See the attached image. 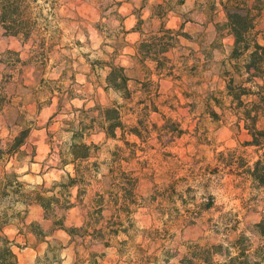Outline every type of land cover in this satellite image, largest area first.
Returning a JSON list of instances; mask_svg holds the SVG:
<instances>
[{
	"label": "rangeland",
	"instance_id": "rangeland-1",
	"mask_svg": "<svg viewBox=\"0 0 264 264\" xmlns=\"http://www.w3.org/2000/svg\"><path fill=\"white\" fill-rule=\"evenodd\" d=\"M155 1L159 0H153L150 4L151 11L155 15L154 21L149 18L142 19L139 10L133 9L132 4L140 5L139 0H43L42 4L40 0H32L33 15L38 17L40 24L31 37L9 35L0 24V140L5 143L15 136L13 133L21 129L16 122L20 116H23L28 123H33L32 132L35 131L38 134L30 135L31 140L29 139L26 144L30 149L28 153L31 154L36 148L38 156L39 149L43 146L46 149V161L53 155L50 139L56 145L59 134L67 133L62 130V127H67L63 122L68 119L67 113L72 107L83 105L92 107L97 104L106 106L117 102L111 96V93L117 92L105 88L107 75L103 83L100 81L97 69H109L102 67L100 62L112 61L115 58L116 62H121L128 68V74L143 78L145 72L142 65L131 58L135 48L130 43L136 40L126 39L125 30L122 27L123 15L130 11L134 18H138L136 26L148 32L160 28L164 22L160 18L162 14L170 10L176 12L184 5L192 3L193 8L189 13L173 14L171 18L170 22L175 21L177 25L190 21L188 29L183 30L189 37L181 38L186 42L182 44L185 48L178 47L171 56L179 61L182 59L180 55H190L189 49L194 48L197 50V57H202L201 45L214 46L213 53L222 51L223 41L226 40V37L222 35L223 26H220V32H218L215 24L213 25L215 35L207 30L209 23L217 14V7L216 11L210 9L209 3H213L212 0H205L206 9L201 0H164L160 6ZM120 9L124 11L120 12ZM220 9L227 17L221 6ZM193 12L197 15L203 13L206 18L203 22L193 20L191 18ZM177 16L179 20L176 19ZM113 20L118 22L115 27L112 25ZM258 28L261 31L260 41L264 44V11L259 18ZM80 37L84 39L81 40ZM93 44L97 47L92 48ZM85 46L89 47L90 51H80ZM93 52H98L101 58L89 59ZM214 63L212 56V61L208 65L200 67L197 77L190 78L187 73L182 74L184 84L172 78L161 81L162 96L158 102L161 104L162 113L150 114L148 140L143 141L134 135L127 136L134 137L135 139L129 140L136 141L140 148L137 151L138 158L134 159L127 168L139 171L140 193L142 195L151 193V195H144L148 198L147 206L135 215L137 226L140 225V229L158 228L162 231V237H165L157 240L150 247L149 253L156 252L159 260L149 264H180L178 259L185 253L186 243L225 245L236 237L245 235L246 232L252 234L251 237L246 236L253 243L254 248L264 245V233L262 234L256 226L262 223L264 228V185H260L247 174L234 173L229 167H220L218 172H215V167L220 164L217 160L218 154L237 149L236 145L238 150L245 151L246 155L258 156L255 147L243 146V142L250 138L249 135L246 131L239 132L236 128L234 134L233 128L227 126L226 121H214L208 113L206 114L210 117V122L205 126V113H198L197 107L188 104L191 100H187L183 95V90L207 91L210 83L223 82L220 79L222 72L213 74ZM219 65L223 67L222 61H219ZM74 77L75 80H73ZM190 82L193 85H190ZM196 82L198 85H195ZM53 89L55 91L52 94L50 91ZM72 96L74 98L70 99ZM169 98L171 101L164 104ZM139 99L138 94L128 107L136 106ZM125 112L127 113L126 123L137 124V113L133 114L128 109H125ZM54 114L57 115L53 119ZM162 114L172 118L166 126V120ZM87 140L101 146L98 155L99 160L102 161L106 159L105 156L108 157L111 150L106 148L107 142L116 139H106L105 134L97 129ZM120 142L123 144L122 141ZM55 154L58 158V154ZM22 165L21 162L12 160L7 169L10 171L16 169L21 174L24 168ZM55 166L57 165H50L44 169L41 162V170L34 173L46 171V176L48 172L61 171L52 168ZM207 167L212 173H208ZM2 168L0 163V172ZM102 169V173L107 172L106 166H102ZM201 174L209 178H220L217 195H209L207 202L201 203L194 209L181 210L174 207L173 196L176 195V187L186 178ZM45 182L46 185L49 183L48 180ZM174 182L177 183L174 185ZM161 187L162 190H158ZM205 187H208V182L205 183ZM101 188L103 184L94 183L85 196L86 203L89 202L93 193ZM185 191L191 192L192 189L188 188ZM73 193L75 195L76 189ZM151 196L156 198L150 200ZM180 199L182 205L187 204L186 200ZM209 201L213 202V206L207 209L205 205ZM8 202L9 198L3 202L2 211L9 205ZM34 214L38 215V212ZM84 214V207L77 203L66 212V225L69 227L81 225ZM48 241L53 251L49 252L48 260L45 258L40 261L42 264H54L63 259L67 260L68 257L76 262L77 252L79 258L85 261L78 264H89L87 260L92 253L82 247L76 248L74 243H70V236L66 231H60L57 235L48 238ZM141 242L148 243L147 240H143L142 232L135 240V243ZM162 244L175 254L169 261H165V256L162 255ZM93 249L102 250L101 247ZM104 250L105 256L99 258V264H148L136 260L133 248L129 254L125 255L120 254L114 247Z\"/></svg>",
	"mask_w": 264,
	"mask_h": 264
},
{
	"label": "trees",
	"instance_id": "trees-1",
	"mask_svg": "<svg viewBox=\"0 0 264 264\" xmlns=\"http://www.w3.org/2000/svg\"><path fill=\"white\" fill-rule=\"evenodd\" d=\"M212 1L213 3H209L211 4L210 9L216 11L215 0ZM220 6L226 12L228 23L215 24L216 30L220 32V26H223V29L230 28L229 33L234 38L229 59L239 61L249 47L253 49L248 62L243 65V70L248 75L240 83H237L227 71H223L220 75L222 81L227 78L224 88L227 95L232 98L228 109H232L234 113L243 109V115L238 118L235 125L239 132L246 131L250 137L243 142V146L255 147L258 157L264 156V83H257L264 78V44L260 41L261 31L258 28L259 18L264 11V0H255V2L221 0ZM32 10V0H0V24L9 35H22L29 38L40 24ZM167 13L162 14L160 18L164 20ZM138 30L141 32V39L134 45L133 59L142 65L145 72L143 78L128 74L127 68L116 62L115 58L112 61L100 62L102 67L110 69L106 77L105 88L121 93V98L125 103L114 102L106 106L97 104L92 107L83 105L71 108L67 113L71 119L68 117L63 122L67 127H62L63 131L72 132L73 143L68 148V153L72 157L70 161L63 158L65 156L63 146L56 144L57 148L53 147L54 141L50 139L51 151L57 153L60 159L57 168L64 169L69 163L73 166V174L65 173L68 176L67 182H64L62 176L61 180L53 181L49 187H45L46 183L43 182L32 187L31 190H26L28 182L21 181L18 178L21 175L16 170L6 169L11 160L21 162L27 156L32 161L36 156V148L31 154L28 151H22L34 129L33 123H28L23 116H20L16 122L22 130H19L5 143L0 140V163L4 165L0 174V264H18V256L13 250L15 242L3 234L6 225L18 220L25 223L40 240H45L44 238L50 235V230L44 231L38 222L32 221L26 224L25 218L32 204L42 207L46 219L52 223V229L66 231L70 236V243H74L76 248L82 247L92 253L87 260L89 264H99V258H103L106 253L103 249L113 247L123 255L129 254L133 248L136 260L141 263L149 264L159 260L156 252L149 253V249L157 240L165 238L162 237V231L158 228L140 229L137 226L135 215L147 206L148 198L139 191L141 181L139 171L127 168L134 159L138 158L137 151L140 149L139 144L136 141H130L127 136L134 135L143 141L148 140L150 114L152 112L162 113L161 104L158 102L162 96L161 80L172 78L182 82L184 73H187L190 78L197 77L200 67L203 68L212 61L215 47L201 45L202 57H197V50L190 48V55H180L182 59L176 61L171 54L178 46L181 49L185 48L177 37H189L182 28H168L163 22L157 30L146 32L140 27ZM189 59L194 60L195 63L188 65ZM149 63L152 67H149ZM232 67L237 75L241 74L239 63ZM129 84L133 87L129 88ZM190 85L193 83L190 82ZM195 85L198 83L196 82ZM54 91L55 89L50 93L53 94ZM138 94L140 99L136 106L128 107V104L132 103ZM183 95L187 100H191L188 104H192L193 107L198 106L199 92L187 89L183 90ZM73 98L74 96L70 97V99ZM208 100H211L217 108L223 109L222 102L209 93L204 101V113H208L214 121H226L222 113L212 110ZM170 101L171 98L166 99L164 104ZM125 109L133 114L137 113V124L126 123ZM56 115L54 114L52 118L54 119ZM162 115L166 120V126L172 118L165 114ZM241 119L243 123L240 122ZM117 128L121 132L119 140L123 142L122 147L119 144L115 145L114 150H109L110 159L100 161L98 154L101 146L94 141H88L87 138L99 129L105 134L106 139L117 140ZM85 140L88 142L84 143ZM77 141L79 143H76ZM237 151L238 149L229 150L227 158L225 152H220L217 158L220 164L215 167V172H218L220 165H223V168L229 167L239 175L247 174L260 185H264V163L261 159H256L252 167L248 168L246 167L247 160L243 155H236ZM125 152L127 155L124 154ZM102 166L107 167L106 173H102ZM206 170L212 173L209 167ZM94 183L103 184V188L96 190L86 203L85 196ZM176 183L174 182V185ZM74 189H76L75 195ZM49 193H55V195H49ZM8 198L9 205L2 211L3 202ZM155 198L156 196H151L149 199L154 200ZM77 203L85 209L84 221L80 226L69 227L65 222L66 212ZM17 205H23L24 208L17 210ZM212 206L213 202L209 201L205 208ZM256 226L263 234V224L258 223ZM141 232L143 240H147L148 243H135L136 237ZM228 245L229 247L225 248L222 243L203 245L200 242H189L184 245L186 251L178 261L180 264H264V245L254 248L246 235L236 237L229 241ZM94 247H101L102 250H94ZM229 249L236 250L237 256L232 257ZM161 250L165 261H169L175 255L172 250L166 248L165 244L161 245ZM51 251L53 248L48 241V252ZM77 256L76 264L85 262L79 258L78 252ZM46 259L48 260V257Z\"/></svg>",
	"mask_w": 264,
	"mask_h": 264
},
{
	"label": "clouds",
	"instance_id": "clouds-1",
	"mask_svg": "<svg viewBox=\"0 0 264 264\" xmlns=\"http://www.w3.org/2000/svg\"><path fill=\"white\" fill-rule=\"evenodd\" d=\"M251 2H255V0H251ZM40 3H43V0H40ZM201 3L205 4V9L207 7L205 0H201ZM216 3V7H217V14L215 15V18L211 21V23H209L208 25V31H211L213 33V35H215V30L213 28L214 24H221V25H225L228 23L227 18L224 16L223 11L220 9V3L221 0H215ZM46 8V6H45ZM193 8V4L192 3H188L186 5H184L183 7L179 8L176 10L177 13H189L190 9ZM120 12H123L124 9H120ZM45 15H47V11H45ZM145 17L148 15V12L145 11L144 13ZM169 16H173V13H169ZM191 18L193 20H197V21H201L203 22V19L206 18L204 17V14L201 13L200 15H197L195 12L191 13ZM49 19H51V17H49ZM177 20H179V16L176 17ZM117 21L113 20L112 21V25L113 27H115L117 25ZM134 23V21L129 20L127 22V27H132V24ZM177 26L176 22H169L166 27L168 28H175ZM231 31L230 28H224L222 35L226 37V40L223 41L224 47L222 49V51H215L213 53V61L214 63V70H213V74H218L219 72H223V71H227L231 74V77L234 78L236 80L237 83H240V81L242 79H244L248 74L244 72L243 70V65L245 63L248 62V57L250 55V53L253 51V49L251 47H249L248 51L244 52L243 55L240 57L239 61H235V60H230V54L232 52V43H233V37L231 35H229V32ZM81 40H83V37H80ZM129 39H132L131 37H129ZM177 40L180 41V44H184L186 43L184 40H182L180 37H177ZM92 48H96L97 45L93 44L91 46ZM179 47V46H178ZM80 51L83 52H88L90 51L89 47L85 46L84 48L80 49ZM186 54V53H185ZM97 58H101L100 54L98 52H93V54L89 57V59H97ZM104 59H106L107 57H103ZM219 61H224V65L223 67H220L219 65ZM194 61L189 59L187 61L188 64H192ZM239 63L240 65V75H237L236 71L233 69L232 65ZM149 67H152V64L149 63ZM177 67L179 68V64L177 65ZM110 71V69H97V73L100 77V81L101 83H103V79L104 77L108 74V72ZM227 78H225V80L223 82H218V83H210L208 86L207 91L205 92L202 89H197L196 91H198L200 93V100L198 102V106H197V112L198 113H203L205 112V104L204 101L207 99L208 94L211 93L212 95L216 96L217 99H219L222 104H223V109L217 108L215 104H213L211 102V100H208L209 105L211 106L212 110L218 112V113H222L223 114V118L226 119V123L227 126L232 127L233 128V133L235 134V125L238 121V118H241L243 115V109H240L238 112H233L232 109H228V105L232 102V98L230 96L227 95L225 88H224V84L226 83ZM257 83H264V81H257ZM133 85L129 84V88H132ZM249 87H251V85H249ZM111 92V90H110ZM111 96L113 99H115L117 101V103L119 104H123L125 103V101H123L121 99V93H111ZM235 108V105L233 104V109ZM69 119H71V117H69ZM204 122H205V126L210 122V117L205 113L204 116ZM241 123H243L244 121L241 119L240 120ZM85 123H87V121H85ZM161 123H163V121H161ZM19 130L18 129L16 132L13 133V135H16L18 133ZM38 135L35 131H33L31 133V136H36ZM31 136H30V140H31ZM116 136H117V140H109L107 142L106 148L107 149H111L114 150V146L115 145H120L122 147V144L119 140V136H120V129L117 128L116 129ZM72 137V132H67V133H60L59 134V139L56 140V144L57 145H61L63 146V151L65 153V156L63 157L66 160H71L72 157L71 155L68 153V148L71 145V143H73V141L71 140ZM128 139H135L134 137H127ZM88 141L85 140L84 143H87ZM76 143H79V141H77ZM53 147H55V145H53ZM215 147V146H214ZM237 149H238V145H236ZM22 151H30V149L25 146L24 148H22ZM40 151V155H38L36 157L37 163L36 164H30L29 163V157H24L21 161V164L24 165V168L22 170H27V169H31L33 172H37L41 170V162H43V168L47 169L48 166L50 165H59V159L57 158L56 154L53 153L52 157L50 159H47L45 161V154H46V149L41 146V148L39 149ZM251 150H249L250 152ZM125 155H127V152L124 153ZM236 155H244L245 159L247 160V164L246 167L251 168L252 165L255 163L256 159H261L262 163H264V156H256V155H246L243 150H238ZM225 157L227 158V153H225ZM104 158L110 159V157L105 156ZM220 167H223V165H220ZM102 171H106V169H102ZM73 174V166L72 164H68L66 168L62 169L61 171L58 172H48V174L46 176H36L35 178H30V176H20L18 177L21 181H29L28 185H26V190H31L32 187L39 185L41 183L42 179L48 180V184L45 185V187H49L51 186L52 181H59L60 178L63 176L64 177V182H67L68 176L65 174ZM183 175V173H182ZM219 177H211L209 178L206 175H198V176H193L192 178H186L183 182H181L177 187H176V195L173 196V200L175 201L174 203V207L176 208H180L181 210H183L184 208H188V209H194L195 207H197L198 205H200L201 203H205L207 202V198L209 195L212 196H216L217 195V191L219 189ZM208 182V187H205V183ZM166 186V185H163ZM162 186V187H163ZM158 189V190H162ZM191 188L192 191L191 192H186L185 189ZM49 195H55V193H49ZM144 195H151V193H145ZM195 199H192V198ZM186 200L187 204H181V199ZM17 210H20L23 205H17ZM125 227H127V224H125ZM138 227H140V225H138ZM245 235H248L249 237H251V233L246 232ZM20 242V241H18ZM225 248H228L229 245L227 243H225ZM13 250H15L13 248ZM231 252V256L235 257L237 256V251L233 250V249H229Z\"/></svg>",
	"mask_w": 264,
	"mask_h": 264
},
{
	"label": "crops",
	"instance_id": "crops-1",
	"mask_svg": "<svg viewBox=\"0 0 264 264\" xmlns=\"http://www.w3.org/2000/svg\"><path fill=\"white\" fill-rule=\"evenodd\" d=\"M139 1H140V5H139V3H137V4L131 3L133 6V9L139 10V13H141L140 17L142 19L146 20L147 18H149L150 20L154 21L155 15L152 13L151 8H150V4H151V2H153V0H139ZM163 1L164 0H159V1H155V2H156V4H161ZM125 3L127 4V2H124V4ZM145 11L148 12V15L146 17L144 15ZM169 13L178 14L177 12H173L170 10L167 13L166 17L164 18L165 25H167L171 21L172 16H169ZM123 16L124 17H123V21H122V27L125 30L126 39L129 40V37H131L132 39H130V40H134V39L136 40V41L130 43V45L132 44V46H133L141 39V32L138 30V27L136 26L137 22H138V18H134L132 11L124 14ZM167 17L169 19H167ZM129 20L134 21V23L132 24V27H130V28L127 27V22ZM189 23H190V21L184 22V23L181 22L180 25H177L175 28H182L183 30H187ZM134 53L131 55L132 59H133ZM120 64H122V63L120 62ZM123 66H125V65H123ZM127 70H128V68H127ZM163 80H161V81H163ZM28 141H29V139H28ZM36 156H37V152H36ZM36 156L34 157V159L32 161L29 159L30 164H36V159H35ZM8 164H7V166H8ZM7 166H6V169H7ZM2 167H3L2 168V171H3V169H4L3 163H2ZM52 168L62 170V169L57 168V166L52 167ZM14 170H16V169H14ZM30 170H31L30 168L27 170H23L21 174L17 170L16 171L21 176H30L31 178H35L36 176L43 177L47 173L46 171H42L41 173H34ZM2 171L0 172V174L2 173ZM8 171H10V170H8ZM45 181H46L45 179H42L41 183H43ZM26 182H28V181H26ZM23 208L24 207H22V209ZM72 208H70V209H72ZM34 212H36V213L38 212V215H35ZM25 221H26V224H29L32 221L38 222L40 225H42V227H44V230L45 229L50 230V235L46 236V238H44L45 240H40V239H38V237L33 232H31L28 229V227L25 225V223L20 222L18 220H16L13 223L6 225L3 229V234H5L11 240H14L15 244L13 245V248L15 249L14 252L18 256V264H42L40 261L49 256L48 238L57 235L62 230L61 229H52L51 221L46 219V217L44 215V210L38 204H32L29 206ZM18 241H20V242H18ZM54 264H76V262H74L73 259L70 260L68 257L67 260L63 259L61 262H54Z\"/></svg>",
	"mask_w": 264,
	"mask_h": 264
}]
</instances>
